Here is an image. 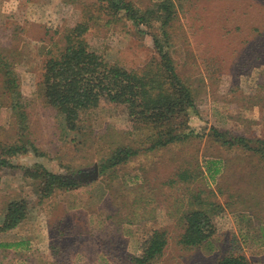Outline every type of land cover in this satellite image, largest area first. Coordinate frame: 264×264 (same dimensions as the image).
<instances>
[{
	"label": "rangeland",
	"instance_id": "374dc122",
	"mask_svg": "<svg viewBox=\"0 0 264 264\" xmlns=\"http://www.w3.org/2000/svg\"><path fill=\"white\" fill-rule=\"evenodd\" d=\"M125 1L147 21L135 26L124 10H101L96 0H0V53L19 90L7 89L0 72V159L12 165L0 167V224L10 202L27 209L0 232V243L9 244L0 247V264H132L126 255L140 254L155 229L168 237L157 264L212 263L206 246L181 251L175 244L182 218L196 209L213 219L215 254L235 233L247 264H263L264 147L255 140H264V0H170L166 25L154 14L163 0ZM75 27L83 34H72ZM76 36L143 83L160 61L154 41L165 45L195 105L185 122L169 124L180 138L146 149L151 128L130 117L128 104L102 96L70 128L45 97L44 73ZM217 131L248 142L223 144ZM137 145L102 170L112 151ZM210 159L222 161L214 178ZM94 165L98 176L87 181ZM45 170L77 186L48 192Z\"/></svg>",
	"mask_w": 264,
	"mask_h": 264
},
{
	"label": "trees",
	"instance_id": "16d2710c",
	"mask_svg": "<svg viewBox=\"0 0 264 264\" xmlns=\"http://www.w3.org/2000/svg\"><path fill=\"white\" fill-rule=\"evenodd\" d=\"M101 10L114 7L117 10H124L127 18H130L135 26H139L147 20L144 16L125 0H96ZM110 4V5H109ZM154 10L155 16L166 25L172 16L173 3L170 0H163L157 4ZM159 21V20H158ZM83 29V28H82ZM70 32L83 34L84 31L78 27L70 29ZM72 37V36H71ZM82 37V35H81ZM74 40L61 51L59 55L52 57L45 64L44 82L45 97L47 100L59 107L70 128H74L73 118L76 113L87 107H93L98 96H102L115 103L128 104L130 117L144 122L146 128H151V137L142 144H148L145 148L152 150L175 142L179 135L173 134L171 121H186L187 110L194 108L193 95L190 88L178 75L170 53L165 45L154 41V48L159 54L160 61L157 63L152 79L149 83H143L142 77L136 72L127 71L117 65L110 64L94 51L87 47L84 39L73 37ZM0 72H3V84L7 89H12L13 94L19 95L16 77L9 69V63L0 53ZM146 86L148 87L146 89ZM93 97V98H92ZM92 98V99H89ZM71 105L70 110L66 108ZM154 129V130H153ZM216 136L223 144H245L248 140L240 135L230 136L226 139L225 134L217 131ZM186 135H183V138ZM233 139V140H232ZM246 139V140H245ZM264 147V140L257 139ZM141 145V143H140ZM118 147L111 155L102 161L101 168L113 167L126 160L130 155L139 151V146ZM257 151L259 149H252ZM260 151V150H259ZM264 156V149L260 151ZM206 162L208 175L214 178L220 171L219 159H210ZM12 166L10 162L0 159V167ZM186 173H181L179 178L186 179ZM46 181V191L51 192L54 187L70 189L77 186V182L65 175L43 172ZM232 197L234 195L232 194ZM235 198V197H234ZM228 206H231L227 202ZM232 212V211H231ZM27 209L24 202H10L7 205L6 213L0 224V232L14 228L26 216ZM209 214V215H208ZM183 227L177 233L176 246L181 251H195L204 248L208 249L213 259L208 264H247L248 257L240 245L239 237L231 233V237L225 240V248L220 254L216 251V227L210 213L203 209L193 210L182 218ZM244 237V236H243ZM264 239V235L261 236ZM259 237V238H261ZM264 244V241H262ZM9 244L0 243V247ZM168 245V237L164 230L155 229L148 236L142 245L141 253L137 255H126L127 262L132 264H157L165 255V246ZM264 261V253L262 255ZM205 264V263H204ZM264 264V263H263Z\"/></svg>",
	"mask_w": 264,
	"mask_h": 264
},
{
	"label": "water",
	"instance_id": "95a60500",
	"mask_svg": "<svg viewBox=\"0 0 264 264\" xmlns=\"http://www.w3.org/2000/svg\"><path fill=\"white\" fill-rule=\"evenodd\" d=\"M82 175H84V173ZM97 176H98V169H97V166L94 165L93 168H92V170L86 176V180L87 181H92V180L96 179Z\"/></svg>",
	"mask_w": 264,
	"mask_h": 264
}]
</instances>
